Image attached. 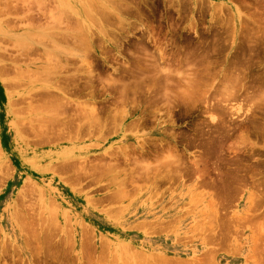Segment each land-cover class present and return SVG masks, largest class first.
Returning <instances> with one entry per match:
<instances>
[{
    "label": "rangeland",
    "instance_id": "rangeland-1",
    "mask_svg": "<svg viewBox=\"0 0 264 264\" xmlns=\"http://www.w3.org/2000/svg\"><path fill=\"white\" fill-rule=\"evenodd\" d=\"M57 25L75 58L15 59ZM0 66V264H264V0H0Z\"/></svg>",
    "mask_w": 264,
    "mask_h": 264
},
{
    "label": "bare ground",
    "instance_id": "bare-ground-1",
    "mask_svg": "<svg viewBox=\"0 0 264 264\" xmlns=\"http://www.w3.org/2000/svg\"><path fill=\"white\" fill-rule=\"evenodd\" d=\"M28 1H29V0H28ZM39 3H40V2H39ZM67 3H68V2H67ZM23 4H24V3H23ZM26 4H27V3H26ZM40 4H41V3H40ZM26 11H27V10H26ZM42 11H43V10H42ZM63 11H65V10H63ZM84 11H85V10H84ZM91 11H92V10H91ZM74 12H75V11H74ZM109 12H110V11H109ZM61 13H63V12H61ZM91 13H92V12H91ZM43 14H44V13H43ZM64 14H66V13L64 12ZM64 14H61L62 16H58V18L56 17V19H55V20L58 22V24H60V25L64 23V22H63V19L65 20V18L67 17V15H64ZM59 15H60V14H59ZM107 16H108V15H107ZM107 16L105 15V17H107ZM27 17H28V16H27ZM32 18H34V17H32ZM107 18H108V17H107ZM26 19H27V18H26ZM29 19H30V18H29ZM52 19H53V18H52ZM66 19H67V21H69V20H68V17H67ZM90 19H91V18H90ZM31 20H32V19H31ZM31 20H30V22H31ZM34 20H35V19H34ZM34 20H33V21H34ZM61 20H62V22L60 23ZM77 20H78V19H77ZM10 21H11V20H10ZM65 21H66V20H65ZM76 22H78V21H76ZM45 23H46V22H45ZM48 23H49V21H48ZM48 23H47V24H48ZM50 23H52V22H50ZM81 23H82V22H81V20H80V24L78 23V27H79V26H82ZM31 24H32V23H31ZM38 24H39V23H38ZM54 24H55V22H54ZM76 24H77V23H76ZM82 24H83V23H82ZM29 25H30V24H29ZM49 25H50V24H49ZM49 25H48V26H49ZM65 25H66V24H65ZM67 25L69 26V24H67ZM43 26H44V25H43ZM58 26H59V25H57V30H59V29H63L62 32H60V30H59V32H57V30H56L57 33H55L54 35L50 36L49 39H48V37L45 35V34H47V31L45 30L46 33L44 34V33L42 32L43 35L41 34V35L44 36V37H40V36L38 35V36L40 37V39L38 40L37 44H35L34 42H28V41H24V40L17 39V41H15V45L18 46V48L21 49V51L19 50V55L17 54V55H16L17 57L15 56V59H18L20 56H22L23 58H24V56H26L27 58H29V57H30L29 55H34V54L37 55V54H40L41 52L39 51V48L44 47L43 45H45V44H42V43L45 42V41H47V40L51 41V42L54 44V46H55L54 49L57 51V53H55V54H57V55L52 54L50 51H47V50H49L50 48H53L54 46L51 47V45H50V48H49V49H47V47H46L47 50L45 49L44 53L46 52L47 55H48V56L46 55L47 58L45 59L47 62H48V61H50V63H51V62H52V63L55 62L53 59H56V60H58V61L60 62L61 57H60L59 54H62V53H64L65 55H68V54H69L68 56H71V57L73 56V57L75 58L74 55H75L77 52H76V53H75V52L72 53V52H73V49H70V50H72V51H69V48H70V47H68V49L66 48V46H68V45L64 46V45H62V44H60V43H58V42H61V41H62V42H65V43H68V44H69V42H70V41H73L74 38H75L76 36L74 37V34L71 33L72 30L69 29L71 32H69V30L64 31V28H59ZM84 26H85V25H84ZM50 27H52V25H51ZM53 27H54V26H53ZM72 27H73V26H72ZM72 27H71V28H72ZM76 27H77V25L75 26V29H76ZM38 28H39V27H38ZM41 28H43V27H41ZM58 28H59V29H58ZM68 28H69V27H68ZM86 28H87V27H86ZM43 29H44V28H43ZM49 29H50V28H49ZM51 29H53V28H51ZM55 29H56V28H55ZM65 29H66V27H65ZM75 29H74V30H75ZM77 29H78V28H77ZM77 29H76V33H75V34H77V32H78V34H79L80 31H81V33H82V30L77 31ZM80 29H81V27H80ZM48 31H49V30H48ZM52 31H54V30H52ZM36 33H37V32H36ZM103 33H104V32H103ZM105 33H106V32H105ZM39 34H40V33H39ZM78 34H77V35H78ZM79 35H80V34H79ZM31 37H33V34L31 35ZM81 37H82V36H81ZM81 37H80V38H81ZM15 38H16V37H15ZM76 38H77V37H76ZM85 38H86V37H85ZM31 39H32V38H31ZM77 39H79V38H77ZM15 40H16V39H15ZM26 40H27V39H26ZM32 40H33V39H32ZM34 40H35V39H34ZM81 40H82V39H81ZM83 40H84V38H83ZM89 40H90V39H89ZM36 41H37V40H36ZM36 41H35V42H36ZM74 41H75V40H74ZM12 42H13V41H12ZM82 42H83V41H82ZM52 43H51V44H52ZM75 44H76V43H75ZM78 44H80L79 41H78ZM69 46H70V45H69ZM82 46H83V45H82ZM79 47H80V46H79ZM87 47H88V46H87ZM44 48H45V47H44ZM76 48H77V47H76ZM85 48H86V47H85ZM85 48H84V49H85ZM88 48H90V47H88ZM88 48H87V49H88ZM42 49H43V48H42ZM6 50H7V49H6ZM43 50H44V49H43ZM75 51H76V50H75ZM78 51H80V50H78ZM86 51H87V50H85V52H86ZM39 52H40V53H39ZM90 52H91V48L89 49V53H90ZM80 53H81V52H80ZM82 54H83V53H82ZM86 54H87V52H86ZM163 54H164V52H163ZM62 55H63V54H62ZM78 55H79V54H78ZM159 55H160V54H159ZM164 55H165V54H164ZM28 56H29V57H28ZM76 56H77V55H76ZM79 56H83V55L80 54ZM79 56H78V58H79ZM84 56H85V55H84ZM162 56H163V55H161V57H162ZM22 57H20V58H22ZM26 57H25V59H26ZM31 57H32V56H31ZM73 57H72V58H73ZM86 57H87V56H86ZM86 57H83L84 59H83L82 57H81V59L79 58V59H80L79 62H81V60H83V62H84L83 65L85 64L86 67L88 68V74H87V75H89V76L92 77V75H93V74H92V71H93V69H92V66H93V65H92V64H93V63H91L90 61L87 62L88 59H87ZM64 58H65V56H64ZM78 58H77V59H78ZM85 58H86L87 60H86ZM163 58H164V56H163ZM29 59H31V58H29ZM37 59H38V58H37ZM37 59H35V60L32 59V60L36 61ZM47 59H48V60H47ZM32 60H31V63L29 64V66L32 65L33 63H35L34 61L32 62ZM65 62H67V61H65ZM166 62H167V61H166ZM168 62H170V61H168ZM57 63H58V62H57ZM62 63H64V62H61V65H60L62 69L65 68V65H66V64H69V63H66V64L63 66ZM157 63H158V62H157ZM157 63H156V64H157ZM41 64L43 65V63H41ZM45 64H46V63H44V65H45ZM55 64H56V62H55ZM5 65H6V64H5ZM35 65H36V64H35ZM35 65H34V66H35ZM49 65H50V64H49ZM57 65H59V64H57ZM138 65H139V64H138ZM162 65H164V64H162ZM162 65H159V66H162ZM52 66H53V65H52ZM52 66H48V67L51 68ZM54 66H55V65H54ZM54 66H53V67H54ZM66 66H67V65H66ZM68 66H69V65H68ZM74 66H75V65H74ZM190 66H191V65H190ZM0 67H1V66H0ZM9 67H10V66H9ZM15 67H16V66H15ZM18 67H19V66H18ZM42 67H44V66H42ZM48 67H47V65H46V66H45V69L48 68ZM57 67H58V66H56L55 70L57 69ZM16 68H17V67H16ZM16 68L14 69V70H15V73H16L17 70H18V72L16 73V75L14 74V76H15V77L18 76V75H19V76H22V71H24V69L20 71L19 69H16ZM19 68H21V67H19ZM50 68H49V69H50ZM179 68H180V67H179ZM181 68H183V67H181ZM194 68H195V67H194ZM42 69H43V68H42ZM49 69H48V70H49ZM76 69H77V66H76ZM157 69H159V68H157ZM160 69H161V68H160ZM164 69H165V68H163V72H164V73L167 72V71H164ZM170 69H172V68H170ZM4 70H5V69H4ZM6 70H7V69H6ZM9 70H10V69H9ZM14 70H13V71H14ZM29 70H30V69H29ZM37 70H38V69H37ZM77 70H78V69H77ZM79 70H80V69H79ZM115 70H116V69H115ZM2 71H3V70H2ZM7 71H8V70H7ZM7 71H5V72H7ZM26 71H27V70H26ZM40 71H42V70H40ZM43 71H44V70H43ZM49 71H50V70H49ZM44 72H47V71H44ZM58 72H59V71H58ZM81 72H82V71H81ZM161 72H162V70H161ZM168 72H170V71H168ZM1 73H2V72H1ZM34 73H35V72H34ZM62 73H63V72H62ZM72 73H73V72H72ZM145 73H146V72H145ZM6 74H7V73H6ZM23 74H24V73H23ZM26 74H27V72H26ZM51 74L53 75V73H50V75H51ZM55 74H58V73H55ZM65 74H66V73H65ZM82 74H83V73H82ZM160 74H161V73H160ZM46 75H47V74H46ZM109 75H110V74H109ZM168 75H169V73H168ZM35 76H36V75H34V77H35ZM38 76H39V75H38ZM46 77H47V76H46ZM155 77H156V75H155ZM166 77H167V76H166ZM166 77H165V79H167ZM18 78H20V77H18ZM58 78H59V77H58ZM111 78H112V77H111ZM170 78H172V77H170ZM15 79H17V77H16ZM79 79H80V78H79ZM102 79H103V78H102ZM228 79H229V78H228ZM236 79H237V78H236ZM11 80H12V79H11ZM87 80H88V78H87ZM107 80H108V79H107ZM113 80H115V79H112L111 81H113ZM168 80H169V79H168ZM233 80H234V78H233ZM16 81H17V80H16ZM16 81H13V82H16ZM118 81H119V80H118ZM164 81H165V80H164ZM170 81L172 82V79H171ZM225 81H226V80H225ZM227 81H228V80H227ZM227 81H226V82H227ZM236 81H237V80L233 81V83H234L233 85H234V86H235V82H236ZM9 82H10V81H9ZM18 82H19V81H18ZM45 82H46V81H45ZM104 82H105V81H104ZM108 82H109V83H108ZM108 82H107V83L110 84L109 86L112 87V88H114V89H115L116 86H117L116 83H119V82H117V81L110 82V80H108ZM166 82H167V81H165V83H166ZM171 82L168 81L167 83L171 84ZM243 82H245V81H243ZM243 82H241V83L243 84ZM10 83H12V82H10ZM56 83H57V81H56ZM107 83H106V84H107ZM122 83H123V82H122ZM167 83L165 84L166 86H167ZM229 83H230V82H229ZM236 83H237V82H236ZM57 84H59V83H57ZM102 84H103V83H102ZM102 84H100V85H102ZM160 84H161V83H160ZM230 84H232V82H231ZM230 84H229V85H230ZM72 85H73V84H72ZM184 85H186V84H184ZM229 85H228V83H227V85L224 84V86H226V88H228V89H229V87H230ZM233 85H231V87H230V88H231L230 92L233 90V89H232V86H233ZM238 85H239V84H238ZM62 86H63V85H62ZM228 86H229V87H228ZM70 87H71V86H70ZM70 87H69V86H66V87L62 88V87H60V84H59L58 86H56V85H54V83H53V84H50V85H49V83H48V85H44V86H42V87L40 88L39 91L36 90V91H38L36 94L39 95L40 97H38V98H41V99H46V98H47V100H48V98H50V97H51V99L53 98V99L56 101V102H55V107H56V108H55V110H56L55 112H57V109H66L68 106H71V104L73 103V104L77 105L78 107H85V108H87L88 111H89V113H90V116H89V117L93 116L94 114L96 115V114L98 113V111H97L98 109L96 110V107H97L96 104H95L96 101L93 102V101L90 100V101H88V102H83V101H84V100H83L82 102H80V100H79V102H76V101H74V100H71V99L68 97V95H69L68 93H69V91L71 90ZM123 87H125V86H123ZM169 87H170V86H169ZM184 87H185V86H184ZM184 87H180V88H183V89H181L180 91L182 92V90H183V92H185L184 94H186V95H183V92H182V94H180V97L183 95V96H185L186 98H189V97H187V95L189 96V94H190V93H189L190 91H189V92L187 91V88H189V87H186V89H185ZM222 87H223V86H221L220 88H222ZM242 87L244 88V86H242ZM52 88L57 89L58 91H60L61 95H60V96H55L54 91L52 90ZM91 88H92V87H91ZM103 88H104V87H103ZM164 88H165V87H164ZM170 88H171V87H170ZM170 88H168V89H170ZM180 88L178 87V89H180ZM223 88H224V87H223ZM226 88H224L225 91L228 90V89L226 90ZM132 89H133V88H132ZM147 89H148V88H147ZM162 89H163V88H162ZM166 89H167V88H166ZM168 89H167V92H168ZM172 89H174V88H172ZM124 90H125V89H124ZM148 90H149V89H148ZM185 90H186V91H185ZM240 90H241V89H240ZM122 91H123V90H122ZM170 91H171V90H169V93H170ZM225 91H224V92H225ZM233 91H235V89H234ZM233 91H232V92H233ZM107 92H108V91H107ZM148 92H149V91H148ZM162 92H163V91H162ZM167 92H166V93H167ZM187 92H188V94H187ZM228 92H229V90H228ZM238 92H239V91H238ZM240 92H241V91H240ZM240 92H239V93H240ZM164 93H165V90H164ZM164 93H162V94H163V97H164ZM166 93H165V94H166ZM171 93H172V91H171ZM171 93H170V94H171ZM173 93H174V92H173ZM179 93H180V92H179ZM202 93H203V92H202ZM221 93H222V92H221ZM236 93H237V91H236ZM246 93H247V92H246ZM36 94H35V95H36ZM89 94H90V93H89ZM162 94H161V95H162ZM167 94H168V93H167ZM219 94H220V93H219ZM229 94H230V93H229ZM234 94H235V93H234ZM247 94H248V93H247ZM249 94H250V93H249ZM251 94H252V93H251ZM260 94H261V93H260ZM262 94H263V93H262ZM172 95H173V94H172ZM231 95H232V94H231ZM238 95H239V94H238ZM165 96H166V98H167V96H168V98L170 97L169 94H168V95H165ZM175 96H176V95H175ZM178 96H179V95H178ZM233 96H234V95H233ZM29 97H30V96H29ZM31 97H32V95H31ZM31 97H30V98H31ZM157 97H158V96H157ZM161 97H162V96H161ZM173 97H174V96H173ZM194 97H195V96H194ZM194 97H193V98H194ZM224 97H225V96H224ZM226 97H227V96H226ZM228 97H229V96H228ZM228 97H227V98H228ZM10 98H11V97H10ZM35 98H36V97H35ZM38 98H37V99H38ZM79 98H80V97H79ZM164 98H165V97H164ZM166 98H165V100H166ZM168 98H167V99H168ZM191 98H192V96H190L189 99H191ZM199 98H200V97H199ZM199 98H198V99H199ZM201 98L203 99L202 96H201ZM120 99H121V98H120ZM176 99H177V98H176ZM181 99H182V97H181ZM183 99H184V97H183ZM196 99H197V97H196ZM198 99H197V100H198ZM204 99H205V98H204ZM220 99H221V97L219 98V100H220ZM223 99L226 100L225 98H223ZM248 99H249V98H248ZM172 100H173V99H172ZM187 100H188V99H187ZM207 100H208V99H207ZM215 100H216V98H215ZM215 100H214V101H215ZM217 100H218V99H217ZM224 100H223V101H224ZM228 100H229V98H228ZM251 100H252V98H251ZM251 100H250V101H251ZM253 100H254V99H253ZM45 101H46V100H44V102H45ZM77 101H78V100H77ZM128 101H129V99H128ZM167 101H168V100H166V102H167ZM202 101H203V100H202ZM223 101H221V103H223ZM233 101H234V100H233ZM233 101H232V102H233ZM235 101H236V100H235ZM134 102H135V101H134ZM164 102H165V101H164ZM166 102L164 103V105H165V104L167 105ZM170 102H172V101H170ZM174 102H176V101H174ZM182 102H183V101H182ZM215 102H216V101H215ZM218 102L220 103V101H218ZM218 102H217V103H218ZM224 102H225V101H224ZM10 103H11V102H10ZM16 103H17V102H16ZM39 103H40V102H39ZM46 103H47V102H46ZM46 103H45V104H46ZM50 103H51V102H50ZM129 103H130V102H129ZM210 103H211V102H210ZM225 103H226V102H225ZM225 103H224V104H225ZM254 103H255V102H254ZM51 104H52V103H51ZM130 104H131V103H130ZM186 104H187V103H186ZM229 104H230V103H229ZM229 104H228V105H229ZM232 104H233V103H232ZM12 105H13V104H12ZM47 105H48V103H47ZM49 105H50V104H49ZM131 105H133V104H131ZM164 105H162V106H164ZM169 105H171V103H170ZM169 105H168V106H169ZM172 105H173V104H172ZM207 105H208V104H207ZM215 105H216V104H215ZM222 105H223V104H222ZM235 105H236V104H235ZM110 106H112V105H110ZM113 106L115 107V105H113ZM210 106H211V105H210ZM230 106H231V108L233 109V106H232V105H230ZM236 106H237V105H236ZM239 106L242 107V105H239ZM239 106H238V107H239ZM41 107H42V106H41ZM71 107H72V106H71ZM127 107H128V106H127ZM157 107H158V105H157ZM218 107H219V106H218ZM234 107H235V106H234ZM252 107H253V106H252ZM38 108H40V107H38ZM111 108H112V107H111ZM111 108H110V109H111ZM131 108H132V107H131ZM5 109H6V108H5ZM44 109H45V108H44ZM79 109H80V108H79ZM114 109H117V107L114 108ZM114 109H113V112L111 113V115L114 113ZM118 109H119V108H118ZM118 109H117V110H118ZM122 109H123V108H122ZM122 109H121V110H122ZM124 109H125V108H124ZM168 109H169V107H168ZM176 109H177V108H176ZM206 109H207V108H206ZM228 109H229V107H228ZM232 109H230V110L232 111ZM239 109L241 110L240 107H239L238 109H234V110H236V112H237ZM38 110H39V109H38ZM52 110H54V108H53ZM85 110H86V109H85ZM117 110H115V111H116L115 113H116V114H119V116H120V113H121L122 111H121L120 109H119L120 111H117ZM211 110H212V109H211ZM211 110H210L209 112H211ZM225 110H226V109H225ZM7 111H8V110H7ZM80 111H81V110H80ZM80 111H79V112H80ZM82 111H83V109H82ZM88 111H86V112H87V114H86V115H87V118H88ZM107 111H109V110H107ZM123 111H124V110H123ZM153 111H154V112H157V111H159V110L157 109V111H155V110H153ZM49 112H50V111H49ZM124 112H125V111H124ZM126 112H127V113H126ZM126 112H125V113H126L125 116L123 117V123H124V122L128 119V117H129V113H128V109H127V108H126ZM229 112H230V111H229ZM236 112H234V113H236ZM47 113H48V112H47ZM51 113H52V112H51ZM82 113H83V112H82ZM108 113H109V112H108ZM115 113H114V114H115ZM157 113H158V112H157ZM168 113H169V112H168ZM207 113H208V112H207ZM213 113H214V112H213ZM215 113H216V112H215ZM237 113H239V112H237ZM91 114H92V115H91ZM98 114H99V113H98ZM98 114H97V116H99ZM121 114H122V113H121ZM172 114H173V113H172ZM210 114H212V112H211ZM58 115H60V114H58ZM86 115H85L84 117H86ZM141 115H142V114H141ZM217 115H218V114H217ZM231 115H232V112H231ZM51 116H52V115H51ZM56 116H57V115H56ZM60 116H61V115H60ZM60 116L53 117L54 119H52V120H55V122H56V120H57V121L60 123L61 120H62V118H61ZM64 116H65V115H64ZM73 116H74V115H73ZM116 116H117V115H116ZM169 116H170V115H169ZM214 116H215V115H214ZM214 116H211V117H213V119H214V118L216 117V116H215V117H214ZM232 116H233V115H232ZM77 117H78V116H77ZM114 117H115V116L113 115V119H115ZM120 117H121V118H119V119H120V121H121V120H122V116H120ZM153 117H154V116H153ZM170 117H171V116H170ZM209 117H210V116H209ZM211 117H210V118H211ZM60 118H61V119H60ZM70 118H71V117H70ZM96 118H97V117H96ZM98 118H100V117H98ZM98 118H97V120H98ZM117 118H118V117H117ZM42 119H43V118H42ZM47 119H48V118H47ZM47 119H46V120H47ZM50 119H51V118H50ZM73 119H74V118H73ZM73 119H72V120H73ZM93 119H94V118H93ZM154 119H155V118H154ZM164 119H165V118H164ZM172 119H173V118H172ZM220 119H221V118H220ZM240 119H241V118H240ZM39 120H41V119H39ZM76 120H77V119H75V121H76ZM79 120H80V119H79ZM84 120H85V119H84ZM86 120H87V119H86ZM88 120H89V119H88ZM97 120H96V122H99V121H97ZM107 120H108V119H107ZM115 120H116V119H115ZM115 120H113V121H115ZM19 121H20V120H19ZM47 121H49V120H47ZM90 121H92V120H90ZM94 121H95V119L93 120V122H94ZM113 121H112V122H113ZM120 121H118V122L120 123ZM139 121H140V119H139ZM172 121H173V120H172ZM214 121H216V120L214 119ZM24 122H25V121H24ZM40 122H41V121H40ZM64 122H65V121H64ZM69 122H70V121H69ZM77 122H78V121H77ZM77 122H76V123H77ZM83 122H84V121H83ZM104 122H105V121H104ZM132 122H133V121H132ZM212 122H213V121H212ZM216 122H217V121H216ZM48 123H50V122H48ZM53 123H54V122H53ZM78 123H79V122H78ZM81 123H82V122H81ZM87 123H88V122H87ZM113 123H114V122H113ZM137 123H138V122H137ZM221 123H222V122H221ZM38 124H39V123H38ZM45 124H46V122H45ZM64 124H65V123H64ZM84 124H85V123H84ZM84 124H82V125H84ZM91 124H94V123L91 122ZM95 124H96V123H95ZM97 124H98V123H97ZM121 124H122V121H121ZM138 124H139V123H138ZM46 125H47V124H46ZM79 125H80V123H79ZM79 125H78V126H79ZM89 125H90V124H89ZM31 126H32V124H31L29 127L31 128ZM63 126H65V125H63ZM67 126H68V125H67ZM78 126H77V127H78ZM90 126L92 127V125H90ZM98 126L101 127L100 125H98ZM98 126H97V127H98ZM125 126H126V125H125ZM60 127H61V126H60ZM103 127H104V126H103ZM123 127H124V126H123ZM131 127H132V126H131ZM32 128H33V127H32ZM45 128H47V127H45ZM62 128H63V127H62ZM78 128H79V127H78ZM107 128H110V127H107ZM107 128H106V129H107ZM119 128H120V127H119ZM137 128H138V126H137ZM208 128H209V127H208ZM40 129H41V128H40ZM112 129H113V128H112ZM124 129H125V128H124ZM135 129H136V128H135ZM135 129H134V130H135ZM216 129H217V128H216ZM30 130H32V129H30ZM33 130H34V129H33ZM45 130H46V129H45ZM61 130H62V129H61ZM80 130H81V128L79 129V131H80ZM136 130H137V129H136ZM63 131H64V130H63ZM63 131H62V132H63ZM137 131H138V130H137ZM45 132H46V131H45ZM65 132H66V131H65ZM113 132H114V131H113ZM117 132H118V131H117ZM42 133H44V130L42 131ZM63 133H64V132H63ZM110 133H111V132H110ZM115 133H116V132H115ZM44 134H45V133H44ZM44 134H43V135H44ZM69 134H70V133H69ZM122 134H123V133H122ZM41 135H42V134H41ZM70 135H71V134H70ZM214 135H215V134H214ZM84 138H85V137H84ZM164 138H166V137H164ZM251 141H252V140H251ZM136 142H137V141H136ZM138 143H139V141H138ZM159 143H160V141H159ZM141 144H142V143H141ZM134 145H135V144H134ZM167 145H171V144H167ZM252 146H253V145H252ZM123 147H124V146H123ZM127 147H128V146H126V148H127ZM132 147H133V146H132ZM173 147H174V146H173ZM173 147H172V148H173ZM121 148H122V147H121ZM140 148H141V147H140ZM124 149H125V148H124ZM141 149L144 150V148H141ZM141 149H140V150H141ZM170 149H171V148H170ZM173 149H175V147H174ZM141 151H142V150H141ZM223 152H224V151H223ZM122 153H123V152H122ZM120 154H121V153H120ZM134 154H135V153H134ZM166 154H168V153H166ZM166 154H165V155H166ZM161 155H162V154H161ZM174 155H175V154H174ZM174 155H173V156H174ZM176 155H177V154H176ZM176 155H175V156H176ZM128 156H129V155H128ZM133 156H134V155H133ZM167 156H168V155H166V158H167ZM169 156H170V154H169ZM169 156H168V158L171 157V156H170V157H169ZM123 157H124V156H123ZM177 157H178V156H177ZM166 158H164V159H166ZM114 159H115V158H114ZM116 159H117V158H116ZM158 159H159V158H158ZM161 159H162V158H161ZM164 159H163V160H164ZM170 159H172V158H170ZM170 159H169V160H170ZM111 160H112V159H111ZM122 160H123V159H122ZM128 160H129V159H128ZM155 160H156V158H155ZM167 160H168V159H166V160H164V161H167ZM169 160H168V162H169ZM172 160H174V159H172ZM172 160H171V162H172L171 164L173 165L174 163H173ZM137 161H138V160H137ZM143 161H144V158H143ZM156 161H157V160H156ZM115 162H116V161H115ZM141 162H142V161H140V163H141ZM157 162L160 163L161 165H163L164 163L166 164V162L163 163V161H160V159H159V161H157ZM161 162H162V163H161ZM168 162H167V164H168ZM138 163H139V161H138ZM138 163L135 162V164H138ZM175 163H176V162H175ZM198 163H199V162H198ZM135 164H134V165H135ZM144 164H147V163H144ZM153 164H154V163H153ZM167 164H166V165H167ZM115 165H116V164H114V166H115ZM138 165H139V167H140V164H138ZM141 165H143V164L141 163ZM177 165H179V163H178ZM227 165H228V164H227ZM79 166H80V165H79ZM116 166H117V165H116ZM144 166H145V165H143V167H144ZM164 166H165V165H164ZM168 166H169V164H168ZM168 166H167V167H168ZM173 166H176V165H173ZM198 166H199V165H198ZM82 167H83V166H82ZM112 167H113V165H112ZM117 167H118V166H117ZM117 167H116V168H117ZM119 167H120V166H119ZM129 167H130V166H129ZM134 167H135V166H134ZM169 167L171 168V166H169ZM123 168H124V167H123ZM141 168H142V166H141ZM158 168H159V167H158ZM163 168H164V167H163ZM177 168H178V167H177ZM168 169H169V168H168ZM198 169H200V167H199ZM203 169H204V168H203ZM122 170H123V169H122ZM127 170H129V169H127ZM130 170H131V169H130ZM160 170H162V168H160ZM177 170H178V169H177ZM154 171H155V169H154ZM165 171H167V168L165 169ZM169 171H171V170H169ZM202 171H204V170H202ZM202 171H201V172H202ZM216 171H217V170H216ZM127 172H128V171H127ZM139 172H140V171H139ZM175 172H176V171H175ZM198 172H200V171H198ZM75 173H76V172H75ZM169 173H170V172H169ZM176 173L178 174V172H176ZM176 173H175V174H176ZM123 174H124L123 176H125V172H124ZM126 174H127V173H126ZM141 174H142V173H141ZM160 174H162V173H160ZM164 174H166V173L163 172V175H164ZM180 174H182V173H180ZM131 175H132V174H131ZM143 175H144V174H143ZM169 175H170V174H169ZM197 175H198V174H197ZM115 176H117V175H115ZM115 176H114V177H115ZM141 176H142V175H141ZM159 176H160V175H159ZM161 176H162V175H161ZM164 176L166 177L167 175H164ZM180 176H181V175H180ZM182 176H183V175H182ZM182 176H181V177H182ZM129 177H131V176H129ZM168 177H169V176H168ZM199 177H200V176H199ZM120 178H121V176H120ZM127 178H128V177H127ZM158 178H159V177H158ZM159 179H160V178H159ZM170 179H171V178H170ZM180 179H181V178H180ZM128 180H129V179H128ZM211 180H213V179H211ZM106 181H107V180H106ZM121 181H122V180H121ZM121 181H120V182H121ZM130 181H131V180H129V182H130ZM120 182H118V184L121 185ZM169 182H170V181H169ZM171 182H172V181H171ZM239 182H240V181H239ZM123 183H124V181H123ZM130 183H131V182H130ZM243 184H244V183H243ZM114 185H115V184H114ZM120 185H119V186H120ZM149 185H150V184H149ZM121 186H124V185H121ZM121 186H120V189H119L120 191H121V189H122ZM125 186H126V185H125ZM238 186H239V185H238ZM124 188H125V187H124ZM124 190H126V189H124ZM120 193H121V192H120Z\"/></svg>",
    "mask_w": 264,
    "mask_h": 264
}]
</instances>
